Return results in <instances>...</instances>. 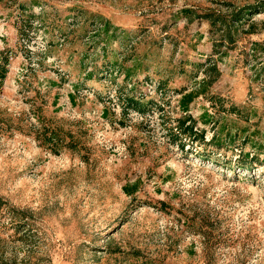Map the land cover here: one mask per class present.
I'll list each match as a JSON object with an SVG mask.
<instances>
[{
	"label": "rangeland",
	"instance_id": "rangeland-1",
	"mask_svg": "<svg viewBox=\"0 0 264 264\" xmlns=\"http://www.w3.org/2000/svg\"><path fill=\"white\" fill-rule=\"evenodd\" d=\"M262 1L0 0V264H264Z\"/></svg>",
	"mask_w": 264,
	"mask_h": 264
},
{
	"label": "trees",
	"instance_id": "trees-1",
	"mask_svg": "<svg viewBox=\"0 0 264 264\" xmlns=\"http://www.w3.org/2000/svg\"><path fill=\"white\" fill-rule=\"evenodd\" d=\"M261 7H264V1H262L260 3L257 2V3H251V4H248V5H244V6L238 8L237 10H235L233 12V15H234L233 19L240 20L242 18V16H243L244 12H246L248 10L251 11V9H253V10L259 9V8L261 9ZM5 60H7V58ZM0 70H1V72H0L1 78H3L5 76V74H6V71H7V68H6L5 64H0ZM128 103H132V105L134 107H136V108H138L140 110L143 109V107L141 105V102L136 100L133 97H131L128 100ZM186 127H188V130H187L188 132L195 133L194 130H193V125L192 124L189 125V126L187 125ZM186 127L184 129H186ZM201 136L203 137V132L201 133Z\"/></svg>",
	"mask_w": 264,
	"mask_h": 264
}]
</instances>
